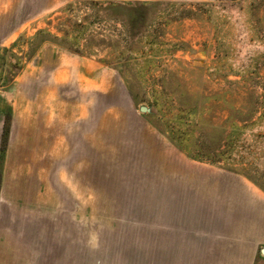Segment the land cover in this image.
Returning a JSON list of instances; mask_svg holds the SVG:
<instances>
[{
  "label": "rangeland",
  "instance_id": "rangeland-1",
  "mask_svg": "<svg viewBox=\"0 0 264 264\" xmlns=\"http://www.w3.org/2000/svg\"><path fill=\"white\" fill-rule=\"evenodd\" d=\"M60 2L0 0V94L44 100L61 116L65 187L47 211L77 213L78 264L162 261L147 250L148 235L124 244L118 227L128 202L149 198L150 168L167 157L238 176L253 192L263 208L246 216L249 228L240 214L232 223L258 240L250 264H264V227H256L264 221V0ZM177 129L178 148L166 138ZM234 135L243 149L236 163L227 161ZM86 158L92 182L81 172ZM70 194L77 203L64 202ZM86 215L93 233L81 229ZM62 246L55 264L66 263ZM167 254L161 264L209 262L201 252Z\"/></svg>",
  "mask_w": 264,
  "mask_h": 264
},
{
  "label": "crops",
  "instance_id": "crops-1",
  "mask_svg": "<svg viewBox=\"0 0 264 264\" xmlns=\"http://www.w3.org/2000/svg\"><path fill=\"white\" fill-rule=\"evenodd\" d=\"M46 54L49 53H41ZM46 103L19 96L7 100L0 94V264H47V260L50 261L48 264H55L53 249L57 245L63 250L62 244L69 252L65 255V264H78L80 224L77 213L62 216L59 212L47 211V205L61 204L65 186L61 116L57 115L55 119V112L48 114L47 108L51 107ZM7 116L9 123L5 134ZM167 156H171L170 152ZM86 159L81 172L85 173L86 182L90 173L92 182L93 160ZM160 159L156 155V161ZM149 188L148 199L128 202L134 206L128 208L130 215L122 217L118 227L128 234V239L121 240L124 244L137 241L138 235H148V240L143 239L144 244H148L147 250L152 252L155 260H162L154 264L169 261V251L201 252L208 264L252 262L258 240L254 235L248 238L245 231L235 230L237 223H232V216L240 214L244 219L243 226L249 228L246 216L252 215L255 206L263 208V204L255 203L253 192L238 176L212 167L206 169L200 164L172 163L167 157L165 162H156L150 168ZM67 200L77 203L72 194L64 202ZM89 202L93 203L92 200ZM81 203L88 204V196ZM87 208L88 205V213ZM81 220L86 221L81 229L91 228L93 233V218L86 215ZM131 220L135 223H129ZM63 221L68 228L62 227ZM260 221L262 224L258 222L256 227L262 232L264 221ZM49 227L53 233L47 236ZM250 228L253 230L252 222ZM122 233L119 230V234ZM137 244L132 248L136 250ZM217 251L228 254L218 255Z\"/></svg>",
  "mask_w": 264,
  "mask_h": 264
},
{
  "label": "trees",
  "instance_id": "trees-1",
  "mask_svg": "<svg viewBox=\"0 0 264 264\" xmlns=\"http://www.w3.org/2000/svg\"><path fill=\"white\" fill-rule=\"evenodd\" d=\"M123 2V4H135L134 2H126V1H122ZM144 2V1H143ZM108 3H111V2H108ZM138 3V2H137ZM43 41V40H42ZM8 123H9V116H7V119H6V121H5V134H6V130H7V127H8ZM158 129V128H157ZM159 131H160V129H158ZM174 130V129H173ZM181 129H177V133H175V137L173 136V138L171 137V136H167L166 138L168 139V137H169V142L170 143H172L175 147H177L178 148V146H179V144H178V135H179V131H180ZM161 132V131H160ZM175 132V131H174ZM162 133V132H161ZM172 134H173V131H172ZM235 136V135H234ZM235 141H234V143L232 144V147H231V158H228L227 159V161L228 162H234V163H236V161H238L239 159H236L235 157H233V152H235L236 150H239V152L241 151V150H243L242 148H241V146H239V139H238V137L237 136H235ZM5 142H6V138H4L3 139V143H2V146H1V149L3 150L4 149V145H5Z\"/></svg>",
  "mask_w": 264,
  "mask_h": 264
},
{
  "label": "water",
  "instance_id": "water-1",
  "mask_svg": "<svg viewBox=\"0 0 264 264\" xmlns=\"http://www.w3.org/2000/svg\"><path fill=\"white\" fill-rule=\"evenodd\" d=\"M149 109L147 108V107H145V106H141L140 107V111H142V112H147ZM260 252L264 255V247H262L261 249H260Z\"/></svg>",
  "mask_w": 264,
  "mask_h": 264
}]
</instances>
